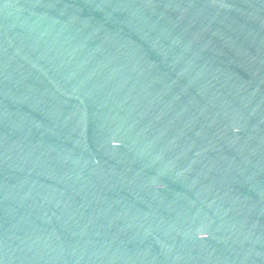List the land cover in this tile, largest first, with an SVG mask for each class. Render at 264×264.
<instances>
[{"label":"water","instance_id":"water-1","mask_svg":"<svg viewBox=\"0 0 264 264\" xmlns=\"http://www.w3.org/2000/svg\"><path fill=\"white\" fill-rule=\"evenodd\" d=\"M0 264H264V0H0Z\"/></svg>","mask_w":264,"mask_h":264}]
</instances>
